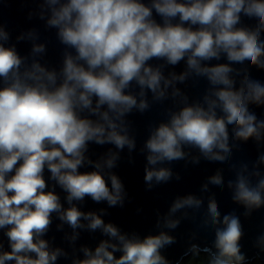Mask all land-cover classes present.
Here are the masks:
<instances>
[{"label": "clouds", "instance_id": "1", "mask_svg": "<svg viewBox=\"0 0 264 264\" xmlns=\"http://www.w3.org/2000/svg\"><path fill=\"white\" fill-rule=\"evenodd\" d=\"M45 2L52 6L48 25L58 29L63 45L75 50V55L65 53L59 74L36 61L26 65V58H21L15 47H5L9 33L0 24V229H8L5 235L11 249L4 251L0 241V264H55L60 250L50 251L48 242L40 238L48 231L54 212L73 229L83 227V218L90 221L91 230L102 228L119 241H103L94 253L84 248L87 258L75 264H169L160 250L175 243L174 237L161 232L129 239L114 225H105L99 215L85 214L72 204L88 196L96 202L106 200L110 206L123 207L126 195L114 174L110 176V189L102 171L81 173L84 154L89 142L111 143L120 150L125 145L130 151L135 149V139L127 135L129 129L122 117L137 106L143 112L149 105L146 99L137 105L136 96L125 94L133 81L141 88V97L147 89L159 100L172 80L183 82L188 76L173 74L172 80L166 79L159 67L148 65L154 58L175 66L187 57L188 69L206 76L213 86L223 87L211 91L215 99L205 96L207 108L200 104L185 106L171 113L168 123L155 128L145 143L150 153L148 164L183 160L184 146L197 148L210 161L223 162L226 156L220 152L231 154L229 125L234 126L235 139L260 141L264 120H257L249 104L264 107V85L245 75L241 87L235 90L236 81L229 74L236 71L239 75L230 65L246 61L264 70V40L260 38L264 31V0H151V6L142 0ZM242 15L257 20V26L238 27ZM176 18L179 23L174 24ZM44 50L43 45L33 48L37 53ZM222 53L229 63L202 66L203 61L219 60ZM173 95H179V91ZM104 106L107 110L102 111ZM85 109L99 120L81 115ZM110 113L115 114V120ZM116 159L118 156L113 155L106 161L109 169ZM95 167L101 169L102 165ZM45 169L68 194L66 199L72 205L68 209H63L54 190L46 191ZM171 177L169 169L145 168L148 190L154 178L159 184ZM210 180L215 185L223 183L220 175ZM233 200L248 209L246 215L264 208V179L253 186L238 174ZM192 205L199 207L201 201L192 196L177 200L171 212ZM208 214L210 223L216 226V251L197 245L189 251L196 255L209 253L207 264H244L246 257L240 243L244 231L239 217L226 214L221 220L215 199L208 204ZM179 223L168 220L166 227L175 229ZM221 223L223 227L218 226ZM116 252L122 255L117 258Z\"/></svg>", "mask_w": 264, "mask_h": 264}, {"label": "water", "instance_id": "2", "mask_svg": "<svg viewBox=\"0 0 264 264\" xmlns=\"http://www.w3.org/2000/svg\"><path fill=\"white\" fill-rule=\"evenodd\" d=\"M142 2L151 6V0H142ZM51 7L45 0H0V24L9 33V39L4 42L5 47H15L18 55L26 58V65L30 66L36 61L48 71L54 70L59 74L63 67L65 53L75 55V50L63 45L58 37V29L48 25V20L52 16ZM153 16L158 23H163L155 12ZM172 22L179 23V18ZM257 24V20L242 15V22L238 27L254 29ZM260 38L264 40V31L261 32ZM39 45H43L45 50L34 52V46ZM186 61L187 57L175 66L169 65L163 59L154 58L148 62V65L154 69L159 67L168 80H172L173 74L178 77L188 73L183 82L172 80L171 85L164 89L165 96L162 99H155V94L147 89H144L146 95L141 97L139 95L141 88L135 81L125 90V94L136 96L137 105L141 99H146L149 105L143 112L137 106L130 114L122 117L125 126L129 129L127 135L130 139H135V149L130 151L125 145L123 150H120L111 143L98 145L89 142L88 144V150L84 154L85 161L79 171L81 173L102 171L110 189V176L116 175L126 193L123 207L119 204L110 206L106 200L96 202L88 196L82 201H73L72 204L85 214L91 212L99 215L105 225H114L121 235H126L129 239L134 236L143 239L149 235H159L161 232L174 237L175 243L165 245L160 250L161 255L169 264H184L196 255L189 251L192 245H197L201 249L208 247L213 252L216 251L214 247L216 226L210 223L211 217L208 214V204L215 199L221 220L226 214H235L241 221L244 236L240 243L241 253L246 257L244 264L255 263L258 259L264 262V239H262L264 238V208L253 209L246 215L248 209L233 200L238 174H243L253 186L260 179H264V162H261V157H264V130H261L260 141L252 138L244 142L235 139L234 126L229 125L231 154L220 152V155L226 156L223 162L210 161L197 148L184 146L185 159L163 161L156 165L148 164L147 156L150 153L145 148V143L155 128L161 123H168L171 113L178 112L185 106L200 104L207 108L205 96L215 99L211 96V91L223 87L222 85L213 86L206 76H198L194 70L188 69ZM221 63H229L226 54L222 53L219 60L203 61L202 66H214ZM230 66L240 73L237 75L234 71L229 74L230 78L236 81L235 90H239L245 75L264 85V70L250 66V62ZM177 90L179 95L174 96L173 93ZM93 107H95V100ZM104 110H107L106 106L102 109ZM249 111L256 115L258 121L264 120V107L249 104ZM81 115L89 116L94 121L99 120L98 116H90L87 109ZM110 116L115 120L114 113H110ZM116 123L119 124L120 121ZM121 134L124 133L121 132ZM113 155L118 156V159L115 161V166L109 169L106 161ZM96 164H101L102 168L97 169ZM146 167L155 170L169 169L172 177L169 181L159 184L154 178L151 182V190H148L149 185L144 180ZM255 172H259L260 175H254ZM216 175L221 176L223 181L221 185L211 183L210 178ZM44 178L48 184L46 191L54 190L59 195L63 209L71 207L72 205L66 199L68 194L51 179V173L47 169H45ZM229 182L232 183V187H229ZM189 196L201 201V205L199 207L185 206L175 213L171 212L177 200H183ZM59 215L56 212L52 213V223L45 235L40 237L48 242L50 251L60 250L55 264H75L76 261L86 259L83 249L87 248L94 253L103 241L119 244L117 238L105 234L102 228L91 230L88 227L89 220L81 218L80 223L83 227L73 229L60 220ZM168 220H179L180 223L177 228L170 229L166 227ZM205 221L209 223L205 224ZM218 226L223 227L222 223ZM7 230V228L0 229V241L4 244V251L11 250L5 235ZM199 254L209 255L204 251ZM114 255L119 258L122 253L116 252ZM6 264H14V262H6Z\"/></svg>", "mask_w": 264, "mask_h": 264}, {"label": "rangeland", "instance_id": "3", "mask_svg": "<svg viewBox=\"0 0 264 264\" xmlns=\"http://www.w3.org/2000/svg\"><path fill=\"white\" fill-rule=\"evenodd\" d=\"M205 260V259H209V256H206V254L205 255H202V254H200V255H195V256H193L192 258H190L187 262H186V264H194L195 263V261L196 260ZM253 264H264V263H260V262H255V263H253Z\"/></svg>", "mask_w": 264, "mask_h": 264}, {"label": "crops", "instance_id": "4", "mask_svg": "<svg viewBox=\"0 0 264 264\" xmlns=\"http://www.w3.org/2000/svg\"><path fill=\"white\" fill-rule=\"evenodd\" d=\"M194 264H207V259L201 260V261H196Z\"/></svg>", "mask_w": 264, "mask_h": 264}, {"label": "trees", "instance_id": "5", "mask_svg": "<svg viewBox=\"0 0 264 264\" xmlns=\"http://www.w3.org/2000/svg\"><path fill=\"white\" fill-rule=\"evenodd\" d=\"M199 255H200V254H199ZM206 256H208V255H206ZM196 261H201V260H198V259H197ZM196 261H195V262H196ZM256 262H257V261H256ZM258 262L262 263L261 261H258ZM185 264H186V263H185Z\"/></svg>", "mask_w": 264, "mask_h": 264}]
</instances>
